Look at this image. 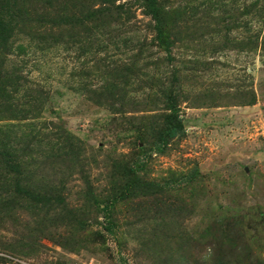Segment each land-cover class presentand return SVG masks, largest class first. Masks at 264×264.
Returning <instances> with one entry per match:
<instances>
[{
	"label": "rangeland",
	"instance_id": "rangeland-1",
	"mask_svg": "<svg viewBox=\"0 0 264 264\" xmlns=\"http://www.w3.org/2000/svg\"><path fill=\"white\" fill-rule=\"evenodd\" d=\"M14 3L0 264H264V0Z\"/></svg>",
	"mask_w": 264,
	"mask_h": 264
},
{
	"label": "trees",
	"instance_id": "trees-1",
	"mask_svg": "<svg viewBox=\"0 0 264 264\" xmlns=\"http://www.w3.org/2000/svg\"><path fill=\"white\" fill-rule=\"evenodd\" d=\"M14 2H15V0H0V36L3 33V31L6 30V28H5L6 22L4 21L5 17H6L5 13L10 10L11 6H13V7L16 6V3H14ZM156 131H157V133H156L157 138H155L156 139L155 141L162 143L164 141L174 139V138L181 136L184 132V128L181 124V120L179 117H176V116L173 117L171 115H168L165 118V120L162 122V124L157 128ZM132 165H134V164H131V166ZM126 166L127 165H125L124 167H126ZM124 169H126V170L128 169V171H129L125 176H127V177L131 176L132 177V175H134V172H135L134 168L127 166ZM125 176L123 175V177H125ZM121 179H123V178H121ZM133 183H134V180L129 181L126 178L124 180H119L118 184H117L118 195H114V196L108 198L104 202L102 209L105 207V204H107V203H110V205L111 204L114 205L117 202L133 198L134 193L131 192V190H130V186ZM95 204H96V202H95Z\"/></svg>",
	"mask_w": 264,
	"mask_h": 264
}]
</instances>
